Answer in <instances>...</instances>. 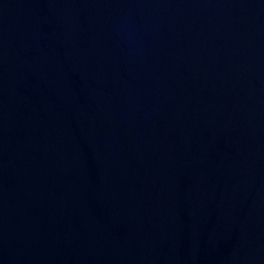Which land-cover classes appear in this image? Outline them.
<instances>
[{
    "label": "water",
    "instance_id": "obj_1",
    "mask_svg": "<svg viewBox=\"0 0 264 264\" xmlns=\"http://www.w3.org/2000/svg\"><path fill=\"white\" fill-rule=\"evenodd\" d=\"M0 264H264V0H0Z\"/></svg>",
    "mask_w": 264,
    "mask_h": 264
}]
</instances>
